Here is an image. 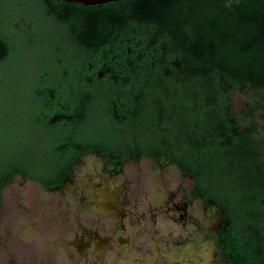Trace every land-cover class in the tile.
Wrapping results in <instances>:
<instances>
[{
  "label": "flooded vegetation",
  "instance_id": "1",
  "mask_svg": "<svg viewBox=\"0 0 264 264\" xmlns=\"http://www.w3.org/2000/svg\"><path fill=\"white\" fill-rule=\"evenodd\" d=\"M115 2L144 5L72 1L100 27L38 32L54 49L44 67L56 71L7 114L0 148V162L30 173L5 180L0 222L16 180L32 185L21 198L33 216L21 208L31 220L1 234V251L23 254L11 264H264V91L225 88L227 137L204 78L190 76L192 44L169 37L179 30L153 12L164 0L124 13L130 20L109 10ZM218 146L235 157L227 182L207 164Z\"/></svg>",
  "mask_w": 264,
  "mask_h": 264
},
{
  "label": "trees",
  "instance_id": "2",
  "mask_svg": "<svg viewBox=\"0 0 264 264\" xmlns=\"http://www.w3.org/2000/svg\"><path fill=\"white\" fill-rule=\"evenodd\" d=\"M153 1L143 0L144 5L115 2L108 7L109 10L119 8L116 11L130 20L132 17L124 13L134 15L135 7L149 10L159 6L149 4ZM37 7L42 14L38 18H43L42 22L45 19L48 21L44 27L40 26L42 22L37 24V18L33 22L29 17V8L33 10ZM153 12H158L164 20H170L179 30L170 32L169 37L176 38V42L187 39L192 44L194 51H189L190 56L186 59L191 68L190 76L204 78L206 99L214 104L212 108L217 111L218 125H221L223 134L229 137V100L225 88L238 89L249 85L255 90L264 91V0H164L160 8ZM99 27L96 22L94 26L90 25L86 6L81 4L65 0H0V96H9L6 101L5 96L0 98V148L5 147L6 118L13 110V107L9 110L11 97L23 94L24 98L26 94L36 92L41 87L45 71H56L51 63L49 67H44V63L51 61L49 58L32 68L28 65L35 54L54 53L52 45L42 41L39 30L64 28L69 32H89V29ZM84 38L82 35L79 39L84 41ZM6 70L11 73L5 78ZM70 81L67 84L74 86L75 82ZM21 103L15 105L14 109H20ZM26 103L27 108H32L27 99ZM221 137L225 139L224 135ZM250 143L252 145L256 141ZM251 151L248 157L254 163V150ZM215 153L212 151L209 154L207 164L217 161V181H226L233 174L232 160L235 157L226 152L225 147L218 146ZM6 159L0 162V202L5 180L8 181L18 170L24 176L30 175ZM239 236L243 240L248 238L242 233Z\"/></svg>",
  "mask_w": 264,
  "mask_h": 264
},
{
  "label": "rangeland",
  "instance_id": "3",
  "mask_svg": "<svg viewBox=\"0 0 264 264\" xmlns=\"http://www.w3.org/2000/svg\"><path fill=\"white\" fill-rule=\"evenodd\" d=\"M40 8H34L32 10V8H29L28 14L31 20L36 19L37 20V24L41 23L43 18L39 17L40 16ZM42 15V14H41ZM41 19V20H40ZM48 23V21H46V19L40 24V26H46ZM45 55L42 54V56H40L39 54H35L30 58V62L28 61V65L29 67H33L34 65L40 64L41 62L44 61L45 59ZM10 71H5L4 76L5 78L9 76ZM246 95H249V98L251 95H254V93L251 92H246V94H242L243 97H246ZM5 96V94H1L0 98ZM8 95L5 96V101L8 99ZM23 98V94H18L17 96H13L10 99V105H9V110L13 107V109L15 108V105H18L21 103ZM239 99H241L240 95H233V104L235 103H240ZM21 100V101H20ZM243 101V100H242ZM245 101V99H244ZM264 105V103H263ZM264 110V109H263ZM262 108H260V112L263 111ZM156 179L155 177H152V175H149L146 178L147 183L151 184V180ZM27 186L21 187V185L19 184V181L16 180L13 184H11V186L5 191V199H4V210L2 212V220L0 222V236L1 234L5 235L7 229L10 226V229L12 230V233L15 236H18V234H22L23 233V229H22V224H27V222L29 220H31L29 217L25 216L24 213L22 212L21 208H25V206H27L28 208L32 209V213H31V217L33 216V206L28 203V200L25 198H21V193L25 194V193H30V186L32 187L31 183H27ZM21 188L23 189V191L21 190ZM22 191V192H21ZM20 204V205H18ZM21 206V207H19ZM26 207V208H27ZM35 212V211H34ZM16 228V229H15ZM35 235V232H34ZM31 236H33V234H31ZM41 238V236H39ZM3 238V236H1V239ZM44 238V237H43ZM46 240V238L44 239ZM37 241V240H36ZM4 247H6V245H3L0 243V264H11L9 262L10 259L12 258H16L17 260H20V258H22L23 254L22 253H11V254H7L5 251H1L4 249Z\"/></svg>",
  "mask_w": 264,
  "mask_h": 264
},
{
  "label": "water",
  "instance_id": "4",
  "mask_svg": "<svg viewBox=\"0 0 264 264\" xmlns=\"http://www.w3.org/2000/svg\"><path fill=\"white\" fill-rule=\"evenodd\" d=\"M67 2H80L84 5H91V4H100V3H106L113 0H65Z\"/></svg>",
  "mask_w": 264,
  "mask_h": 264
}]
</instances>
